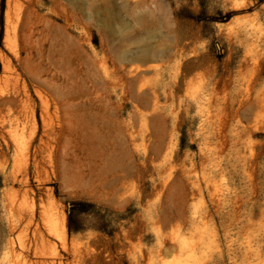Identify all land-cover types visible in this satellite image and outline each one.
<instances>
[{
  "label": "rangeland",
  "instance_id": "374dc122",
  "mask_svg": "<svg viewBox=\"0 0 264 264\" xmlns=\"http://www.w3.org/2000/svg\"><path fill=\"white\" fill-rule=\"evenodd\" d=\"M12 91L0 264H264V0H0Z\"/></svg>",
  "mask_w": 264,
  "mask_h": 264
},
{
  "label": "bare ground",
  "instance_id": "6f19581e",
  "mask_svg": "<svg viewBox=\"0 0 264 264\" xmlns=\"http://www.w3.org/2000/svg\"><path fill=\"white\" fill-rule=\"evenodd\" d=\"M5 14H6V17H5L6 18V25H5V34H4L5 36H4V38H5V40H7V42H9V40L13 36L14 32L16 30L19 31V33L21 34V40H22V44H23L22 48L18 49V48H16L17 45L12 46L10 43H8L7 46L9 47V52H11L14 59L17 60L18 62H22L24 59H22L20 57V53L22 50L25 49L26 46H29L32 42V35L33 34L31 32V25H30L31 21H29L26 18L23 20H21L20 18H17L20 21L17 19H15V21H14L12 18V15H11V8L10 7H8ZM17 14H18V12H17ZM27 55H29V53H27ZM11 70H12V64H11V60H9V58H8V59H6L5 64L3 66V76H1V80L3 78L7 79L8 78L7 75H8V73L11 72ZM28 101H30L29 94L26 92L22 93V92H18V91H12L10 93L2 94V97L0 98V102H2L3 104H6L7 106L12 105V106H16V107L25 106ZM54 104L58 105L60 103L55 102ZM30 146H31V144H29V142L23 143L22 149L26 150V153H27L30 149Z\"/></svg>",
  "mask_w": 264,
  "mask_h": 264
}]
</instances>
